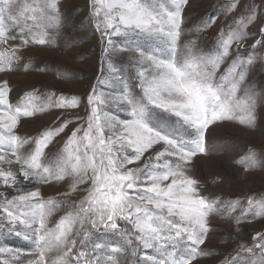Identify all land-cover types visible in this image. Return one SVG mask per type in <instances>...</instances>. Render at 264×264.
<instances>
[{"label": "snow or ice", "instance_id": "6c2138e0", "mask_svg": "<svg viewBox=\"0 0 264 264\" xmlns=\"http://www.w3.org/2000/svg\"><path fill=\"white\" fill-rule=\"evenodd\" d=\"M187 4L91 0L96 31L123 37L119 46L109 39L111 50L134 55L132 75H114L118 91L106 94L93 86L86 116L21 136L22 118L79 108L81 98L52 92L38 102L34 89L12 103L8 81L0 82V188L17 189L14 195L0 191V235L32 242L26 264H193L212 255L201 248L212 231L210 217L233 219L237 232L249 213L264 217V192L210 197L192 171L193 159L209 154L210 126L229 121L251 131L258 127L257 93L246 84L257 57L240 53L257 11L250 6L247 15L234 18L205 50L198 39L181 43ZM237 6L233 0L228 11ZM215 19L201 21L194 31H207ZM59 21V0H0V73L17 70L30 45L49 44L46 22ZM259 35L252 49L264 48V29ZM140 38L151 47L137 43ZM31 67L23 65L25 71ZM65 133L60 150L48 156ZM237 163L247 172L264 168V157L249 148ZM19 178L67 185L46 198L38 187L20 191ZM20 260L18 252L0 246V264ZM221 264H264V233L250 244L241 241Z\"/></svg>", "mask_w": 264, "mask_h": 264}, {"label": "rangeland", "instance_id": "374dc122", "mask_svg": "<svg viewBox=\"0 0 264 264\" xmlns=\"http://www.w3.org/2000/svg\"><path fill=\"white\" fill-rule=\"evenodd\" d=\"M60 21L48 23V40L46 45H30L21 55L23 60L17 70L10 73H0V82L8 81L12 89L10 100L16 103L20 97L34 89L39 90L36 95L45 98L47 93H61L66 96L81 98V104L76 109H54L37 114L31 118H22L18 134L21 136H35L48 126H58L63 119L79 115L86 116V99L93 86L107 94L113 90H119L120 82L114 79L116 72H122L127 76L133 73L131 52H113L108 45L111 39L114 45L124 40L119 36H102L94 28L91 18V0H59ZM233 0H188L184 8V35L181 43L192 39H198V47L205 50L214 45L216 34L234 18L247 15L250 6L257 11V19L247 31L248 38L240 48V53H255L257 57L249 68L246 84H250L257 93L256 116L258 127L251 131L235 122H220L209 127L206 140L209 146L208 155H198L192 161L193 175L200 180L205 193L210 197L219 196L222 199L244 197L249 194L264 192V168L257 167L251 171H245L244 167L237 163L238 160L251 148L258 156L264 157V48L252 49L250 46L264 29V0H238V6L234 11H228V5ZM215 16V23L207 31L196 33L194 28L201 21ZM13 43H18L15 41ZM142 47H151V42L140 38L137 40ZM108 49L105 53V49ZM232 57H229L230 60ZM31 64V69L25 71L23 65ZM227 65H225L226 67ZM40 69H46L41 71ZM65 73V79H61L59 73ZM120 115H124L120 113ZM59 118V119H58ZM172 117L171 120H175ZM82 123V121H81ZM76 125H70L73 128ZM67 133L57 138L49 146L46 154L54 155L63 145ZM215 146V147H213ZM213 178H220L219 183H213ZM20 191L32 190L38 187L44 197L56 196L58 192L66 190L67 181L62 184H36L32 180L18 179ZM5 195L16 194V188H0ZM62 213H57L53 219ZM239 212L233 213V217ZM212 231L208 239L201 246L203 250L210 251L211 256L198 258L193 264H221V261L229 256L242 241L250 244L257 233H264V217H253L251 213L244 218L236 231L233 219L210 217ZM0 246L11 248L18 252L21 260L17 264H26L30 259V250L33 247L30 240L14 234L0 235ZM137 259L136 257L132 258Z\"/></svg>", "mask_w": 264, "mask_h": 264}]
</instances>
